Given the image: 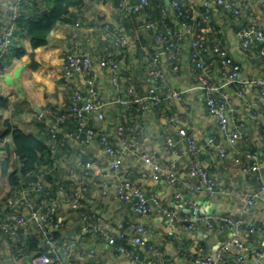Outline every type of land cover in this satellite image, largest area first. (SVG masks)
<instances>
[{"label":"crops","instance_id":"obj_1","mask_svg":"<svg viewBox=\"0 0 264 264\" xmlns=\"http://www.w3.org/2000/svg\"><path fill=\"white\" fill-rule=\"evenodd\" d=\"M4 1L6 0H0V30L7 13ZM47 1L27 0L22 16L35 14ZM150 1L151 7H154L153 0ZM169 1L160 0L161 4L156 7L170 6ZM183 1L193 2L195 5L199 2ZM239 1L238 17L213 3L210 20L204 21V26L193 24L192 33L185 35L179 59L162 57L159 60L157 67L161 74L155 80L165 88L182 90L181 99L163 100L160 105H152L148 110L109 103L105 110L111 133L116 132L118 122L139 131L144 140L140 153L151 154L163 168L173 170L176 174L172 183L163 179L154 181L150 177L145 178L142 173L148 169V165L141 155L130 151L124 154L128 176L141 186L149 202H152V194H157L162 205L176 210L178 214H188L195 218L209 213L212 215L211 228L201 225L191 230L179 219L169 220L165 215L155 212L141 215L135 213L117 198L118 176H111L108 159L98 149V144L84 149L69 140L66 131L71 129V123L60 128L58 141L49 140L48 127L51 122L56 121L57 114L68 101L69 90L61 86L62 62L68 52L88 54L95 63L102 57L111 56L120 63L119 74L125 83L133 84L136 92L142 95L148 90L150 83L146 80L143 56L156 46V29L165 25L161 22L154 28H144L140 25V16L136 13L122 14L116 0H80L78 5L70 8L64 20L54 25L45 45L33 48L31 37L24 30L1 60L0 101L4 106L0 111V222L3 220L6 199L29 188L33 182L30 177L36 176L46 183L48 189H55V193L60 185L71 192L73 186L70 167L77 162L92 159L100 174L111 177L110 193H99L92 174L88 178L90 186L82 199V208L87 212L103 214L115 233L127 230L130 221L142 220L147 227L149 241L158 246L163 258L180 264H197L196 259L200 253L215 254L221 242L233 235L231 231L220 227L217 216L241 217L245 227L252 225L255 230L248 232L244 229L239 238L250 247L251 262L260 264L256 251L264 247V191L260 193L254 207L245 204L243 199L236 196V192H251L264 183V94L262 86L254 81L264 80V44L254 42L244 49L237 31L249 26L264 30V10L256 0ZM168 15L173 32L181 30V21L172 13L171 8ZM76 22L80 24L77 26ZM118 27L124 29L129 39L128 46L123 48L114 44V29ZM74 32L77 35L71 41ZM195 36L203 44L201 52L207 61L202 72L196 70L191 62V41ZM217 41L225 47L234 63L239 65L235 80L229 83L224 82L220 57L213 51ZM112 74L111 69H103L100 71L101 79L96 81L97 88L105 99H110L115 93L110 79ZM199 76L208 85L220 87L215 95L225 100L232 127L241 132L236 145L228 143L225 132L220 130L215 117L208 113ZM72 85L81 89L87 87L80 74L72 80ZM239 91L243 96L238 94ZM89 123L97 126L94 119H90ZM7 124L33 133L49 143L50 154L45 155V160L38 164L36 173L25 175L19 171L22 162L13 151L11 135L8 134V139L4 135ZM187 136L195 138L201 148L202 164L216 180V192L213 195L190 189L195 178L189 175L191 154L187 151ZM111 139L117 144L118 139L114 135ZM221 147L226 151L225 157L220 156ZM237 150L258 151L259 175L241 171L240 165L233 159L239 153ZM44 162L49 164L41 167ZM14 171H17V182L12 184L9 177ZM176 192H180L182 196L175 197ZM32 195L38 200L43 194ZM194 204L200 207L199 210L192 209ZM57 216L63 222L56 232L57 236L61 239L79 238L76 251L69 257L62 256L63 260L69 259L75 264H143L128 260L115 245L108 244L98 233L80 235V215L63 200L58 204ZM7 238L9 237L0 232V264H29L30 253L25 252L26 248L16 244V240ZM36 238H29L32 243L29 248L37 250L42 247L40 239ZM125 245L130 248L129 244ZM138 252L142 254L141 251ZM234 253L235 250L230 249L227 253L228 260L220 264H233L231 259Z\"/></svg>","mask_w":264,"mask_h":264},{"label":"built area","instance_id":"obj_2","mask_svg":"<svg viewBox=\"0 0 264 264\" xmlns=\"http://www.w3.org/2000/svg\"><path fill=\"white\" fill-rule=\"evenodd\" d=\"M27 0H6L3 5L6 9V17L0 30V62L4 56L12 49L15 42L17 31V21L23 15V6ZM118 8L122 14L136 13L140 16V25L150 29L157 26V23L146 19V10L150 5V0H116ZM264 10V0H256ZM222 6L230 11L235 17L240 15L239 0H199L197 5L189 3L192 8L194 19L200 14L205 21L210 20L212 4ZM173 8L178 9V1L174 0L170 4ZM169 6L161 8L163 16H167ZM197 8H202V11ZM165 26L166 23L162 22ZM80 23L76 22L78 26ZM213 29V27H212ZM192 33L190 23L181 22V30L166 36L163 30L156 29L155 43L156 46L151 52L143 56V63L146 64V80L150 83L145 94L136 92L134 85L122 80L119 71L120 63L111 56L100 58L96 63L93 58L85 53L71 51L65 54L61 67V86L69 90L67 104L59 111L56 121L51 122L48 127V136L50 141H58L60 128L67 123H71V129L66 131L67 137L73 143L84 149L93 147L98 144V149L107 157L109 172L111 176H118L116 195L119 200L137 214L157 213L165 215L169 220L179 219L185 222L188 229L194 230L203 225L207 228L213 226L212 215L203 213L191 218L190 215H181L167 206L160 203L157 194H152L149 202L146 193L141 186L128 176V169L124 162V154L132 152L141 155L148 169L142 173L143 177H150L154 181L161 179L167 183L174 182L176 174L173 170H166L156 161L151 154H141L144 140L139 131L125 126L118 122L116 132L111 133L110 126L106 117V107L109 103L124 104L126 107H136L137 110H148L150 106L160 105L163 100L181 99L182 90L165 88L162 83L155 80L160 76L161 70L158 66L159 60L164 57L170 60H178L182 53V42L186 34ZM114 44L118 48L128 46L129 39L122 27L114 29ZM77 35L74 32L73 38ZM241 46L245 49L254 42L264 44V30L257 26L241 28L237 31ZM192 53L191 62L196 70L200 72L207 65L203 57V44L195 37L191 41ZM213 51L216 52L221 60L225 78V83L235 80L239 65L234 63L232 57L228 55L227 50L220 41L215 42ZM111 69L113 72L110 77L114 85V95L110 99L101 96L97 88L96 81H99L100 71ZM77 74L83 75L87 85L85 89L75 88L72 80ZM202 74V73H201ZM201 87L204 89V100L206 109L209 114L215 117L221 131H224L229 144L236 145L241 137V132L234 129L231 124V118L227 112L225 100L216 97L219 86L208 85L202 76H199ZM255 83L262 86L264 94V80H254ZM240 96L243 93L239 91ZM90 119L97 122V126L89 123ZM231 124V125H230ZM118 139L117 144L112 142L111 136ZM259 137H261L259 135ZM8 139V134L5 135ZM187 151L191 154L189 164V175L195 180L191 183L190 189L195 192H202L207 195H213L216 192V180L209 173L201 161V148L195 138L186 137ZM213 139H210L212 141ZM234 156V162L238 163L241 171L245 174H260V164L258 161V151L251 150L240 152ZM220 156L225 157L226 151L223 147L220 149ZM70 180L73 189L68 192L63 185L58 187L57 193L38 198L36 200L32 194L42 192L46 183L37 180L29 188L22 189L16 196L8 197L3 205V220L0 222V232L11 239L20 240L22 235L30 234L37 231L44 250L31 252L28 255L29 264H75L67 259L63 260L62 256L74 253L79 245L78 237L61 239L56 236L55 232L63 225L62 218L57 216V207L61 200L68 204L73 210L80 215V235L88 233H98L103 239L111 245H115L128 260L142 262L143 264H180L174 260L166 259L161 256L158 246L151 243L147 237V227L142 220H133L128 224L127 230L115 233L110 221L101 213L87 212L82 208V199L89 190L88 178L93 174L95 183H97L99 193L107 195L110 193V176L100 174L99 170L94 167L93 160L77 162L70 167ZM92 177V176H91ZM264 191V183L256 190L251 192H236V196L243 199L248 206L254 207L259 200V195ZM34 192V193H32ZM175 197H181L180 192H176ZM199 206L194 204V210H199ZM220 227L231 231L233 235L218 246L216 253L202 252L197 256V264H220L228 260V251L234 249L232 257L233 264H254L249 258L250 247L240 240L239 234L247 229L248 232L255 230L254 226H246L241 217L230 215H218ZM184 225V226H185ZM21 232V233H20ZM22 234V235H21ZM125 243L130 245L128 248ZM141 251L142 254L138 252ZM260 264L264 262V247L256 251Z\"/></svg>","mask_w":264,"mask_h":264},{"label":"trees","instance_id":"obj_3","mask_svg":"<svg viewBox=\"0 0 264 264\" xmlns=\"http://www.w3.org/2000/svg\"><path fill=\"white\" fill-rule=\"evenodd\" d=\"M172 1L174 0L169 1L170 2L169 5L171 4ZM177 1L179 4L178 9L173 8L171 5L168 8L169 9L171 8L172 13L174 15H177L178 19H180L181 22L184 21L190 23L191 26H193V24L204 26L203 24L205 20L202 18L200 14L195 18V20L191 19V16L193 15V11L188 1H183V0H177ZM79 3L80 0H48L44 5V7L39 9V11L36 12L35 14H31L30 16L26 15L25 17L22 16L21 18L18 19L15 39H18L19 35L21 36V34L25 30L26 34L31 37V46L33 48L45 45L47 43L48 35L50 34L54 25L58 21L64 20L66 15L70 11V8L78 5ZM151 4L152 3L150 1V5L146 10V16H145L146 19H150L156 22L157 25L158 23L161 22L166 23V26L160 28V30H163V33L166 36H171V33L173 32L174 28L170 26L171 25L170 15L167 14V16L164 17L161 12L162 7L160 8L156 7V5L161 4L160 0H153V4H155L154 7H151ZM198 9L202 11V8H198ZM3 106L4 104L0 101V111L3 108ZM6 134L11 135L13 151L19 156L22 162L19 171L25 175L31 174L32 172H33L32 174L36 173V170L39 167L40 162L45 160L44 156L50 154V147L48 145L49 143L42 140L33 133L25 132L20 128H17L10 124H7L6 126L4 135ZM48 164L49 162H44L43 163L44 166L41 167H46ZM16 173L17 171H14L10 174L9 179L12 184L17 182ZM37 180L38 179L36 176L30 177V181L35 182ZM32 183L29 185V187L32 185ZM46 187L47 186H45L42 192H38L35 194L36 195L43 194L42 196H40V198H45L46 196L55 194V189L50 190L48 189V187L47 188ZM34 236L40 239L38 232L34 231L25 236L22 235L20 240H16L15 243L21 246L22 248L25 247L26 248L25 252L28 254L34 251L38 252L44 250L42 243H41L42 247H40L37 250L29 248V246H32V243L29 238H32ZM7 239L10 240L11 238H7Z\"/></svg>","mask_w":264,"mask_h":264},{"label":"water","instance_id":"obj_4","mask_svg":"<svg viewBox=\"0 0 264 264\" xmlns=\"http://www.w3.org/2000/svg\"><path fill=\"white\" fill-rule=\"evenodd\" d=\"M201 211V210H200Z\"/></svg>","mask_w":264,"mask_h":264}]
</instances>
